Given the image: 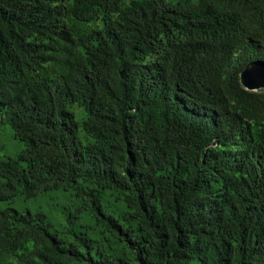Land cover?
Returning <instances> with one entry per match:
<instances>
[{
	"label": "trees",
	"instance_id": "obj_1",
	"mask_svg": "<svg viewBox=\"0 0 264 264\" xmlns=\"http://www.w3.org/2000/svg\"><path fill=\"white\" fill-rule=\"evenodd\" d=\"M257 60L264 0H0V264H264Z\"/></svg>",
	"mask_w": 264,
	"mask_h": 264
},
{
	"label": "rangeland",
	"instance_id": "obj_2",
	"mask_svg": "<svg viewBox=\"0 0 264 264\" xmlns=\"http://www.w3.org/2000/svg\"><path fill=\"white\" fill-rule=\"evenodd\" d=\"M18 149H19V146L16 144V142L13 139H11L10 131L8 127L5 125H1L0 126V154L5 155V156H13L17 152ZM59 204H60L59 199L48 200L42 203L43 208L48 212L52 221L57 226L60 221H63V219L59 217L60 216ZM13 205L18 206L17 204H14V203ZM22 207H29L33 209V204L32 202L23 203Z\"/></svg>",
	"mask_w": 264,
	"mask_h": 264
},
{
	"label": "water",
	"instance_id": "obj_3",
	"mask_svg": "<svg viewBox=\"0 0 264 264\" xmlns=\"http://www.w3.org/2000/svg\"><path fill=\"white\" fill-rule=\"evenodd\" d=\"M241 85L249 91L264 89V60H257L239 73Z\"/></svg>",
	"mask_w": 264,
	"mask_h": 264
}]
</instances>
